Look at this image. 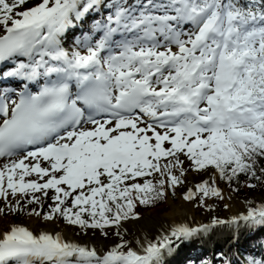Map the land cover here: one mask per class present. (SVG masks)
Returning <instances> with one entry per match:
<instances>
[{
    "label": "snow or ice",
    "instance_id": "snow-or-ice-1",
    "mask_svg": "<svg viewBox=\"0 0 264 264\" xmlns=\"http://www.w3.org/2000/svg\"><path fill=\"white\" fill-rule=\"evenodd\" d=\"M9 80L22 87L0 86V215L38 205L28 215L112 229L118 242L99 249L12 223L0 264H167L213 226L264 227V202H249L230 220L152 238L124 228L189 173L207 178L183 200L209 210L207 199H225L219 181L264 183V0H0Z\"/></svg>",
    "mask_w": 264,
    "mask_h": 264
},
{
    "label": "bare ground",
    "instance_id": "bare-ground-1",
    "mask_svg": "<svg viewBox=\"0 0 264 264\" xmlns=\"http://www.w3.org/2000/svg\"><path fill=\"white\" fill-rule=\"evenodd\" d=\"M78 32L80 31L76 30L75 33ZM71 33L73 32L69 31L67 35V41L69 42L71 41ZM3 162L4 159H0V163ZM191 178L192 177H189L188 179ZM206 178L207 176H203L199 180H194L193 177L191 180L194 181L189 182L187 187H192L195 183L200 182L201 179ZM218 186L222 189L225 196V199L222 201L229 204L227 210L223 209L225 204L222 203L221 200L219 201V199H215L207 202L208 204L213 205V208L211 210L206 208L205 212L201 213L202 208L197 206V202L190 203L183 200L182 197L183 193L186 191L185 189L181 194L180 201L177 204L172 203L169 211L164 213H156L154 211L148 212L140 221L125 222L124 228L127 229L125 238L129 240L145 237L152 238L160 231L170 227L173 224L187 223L190 226L196 227L203 224H210L214 217L223 220H230L231 217L239 215L242 212H246L245 202L238 200V198L232 194L230 190L228 191L224 186L220 185L219 182ZM2 205L3 202H0V207H2ZM12 223L24 224L34 232H60L66 240L88 244L99 249L110 247L114 243L118 242V238H105L101 234L96 235L91 231H86L85 234V230H77L75 228L66 226L59 220L49 222L44 221L42 217L30 215L25 216L24 218H15L12 216L5 217L4 215H0V228ZM137 226H139L137 228V233H131L130 228H136ZM247 229L248 227H245L242 223L239 227L231 224L213 226L207 231L202 232L191 242L183 243L174 255L166 258L167 264H182L187 259H195L198 261L199 257L201 258V256L202 258L205 257L207 259L204 264H208V260L211 261L209 264H214L215 262H218V258L214 256L215 251L227 249L229 248L228 246L232 245V243L241 241L245 231L248 233Z\"/></svg>",
    "mask_w": 264,
    "mask_h": 264
},
{
    "label": "rangeland",
    "instance_id": "rangeland-1",
    "mask_svg": "<svg viewBox=\"0 0 264 264\" xmlns=\"http://www.w3.org/2000/svg\"><path fill=\"white\" fill-rule=\"evenodd\" d=\"M85 25H86V23H84ZM84 25V26H85ZM73 37V36H72ZM73 39V38H72ZM72 39H71V41H72ZM70 41V42H71ZM69 42V41H68ZM73 43V42H72ZM71 43V44H72ZM70 46V45H69ZM189 177H192L191 179H193V177H194V180H199L200 178H201V176L200 175H197V174H195V173H189V175H188V178ZM191 179H188V182H187V185L185 186V187H179L178 189H177V191H176V195L175 196H173V195H171V194H169L168 195V197H167V199L164 201V203L163 204H161V205H159V206H157V207H154V208H151V209H147V210H145V211H138L140 214H141V219H139V220H130V221H127V222H135V221H140V220H142L143 219V217L145 216V214H147L148 212H156V213H164V212H167V211H169L170 210V206H171V204L173 203V204H177L179 201H180V197H181V194L184 192V190L186 189V187L188 186V184H189V182H191V181H194V180H191ZM219 184L220 185H222V186H224L228 191L230 190V192L232 193V194H234L237 198H238V200H240L241 202H245L246 203V205H245V210H247V207L249 206V202H252L253 204H258V203H260V202H264V190L262 191V192H260V193H257V194H255V195H243V194H237V193H235L234 191H232L231 189H228L226 186H225V184H223V183H221L220 181H219ZM215 199H217V198H211V199H207V202L208 201H210V200H215ZM220 201V200H219ZM222 201V200H221ZM49 203H51V201H49V200H45V205H47V204H49ZM222 203H224V204H227V203H225L224 201H222ZM25 204H26V202H25ZM227 205H229V204H227ZM3 206V205H2ZM31 207H37L38 208V210H39V207H38V205H31V206H28V205H26V208H25V211L23 212V213H20V214H7V215H4L5 217L7 216V217H10V216H12V217H15V218H24L25 216H29L28 215V209L29 208H31ZM199 207V206H198ZM202 209H201V213H204L205 212V210H206V208L205 207H201ZM223 209H228V207L227 208H225L224 206H223ZM41 210V209H40ZM48 209H47V207H44L43 209H42V211H47ZM59 221H61V220H59ZM62 222V221H61ZM63 223V222H62ZM64 225H66L65 223H63ZM66 226H69V225H66ZM69 227H72V228H75V229H77V230H81L80 228H78V227H75V226H69ZM139 226H137L136 228H130L131 230H130V232L131 233H134V234H136L137 233V228H138ZM248 230V233H246V231H245V233H244V235L242 236V240L241 241H238V242H234V243H232V245L231 246H229V248L228 249H220V250H217V251H215V254H214V256L216 257V258H218V262H215L214 264H244V262H243V258L238 254V252H237V250L239 249V248H243V249H249V251H251V249L248 247V246H246V240L251 236V235H253V234H255V233H257L258 231H263V233H264V228L263 227H257V228H248L247 229ZM86 231H91V232H94L96 235H99L100 234V232L99 231H94V230H91V229H89V230H86ZM113 230L112 229H110L109 230V236L107 237V238H109V237H111V238H113V239H115V238H117L116 236H113ZM127 236H129V235H127ZM98 237V236H97ZM130 237V236H129ZM128 238V237H127ZM118 240V239H117ZM252 253V254H251ZM250 253V255H251V257L252 256H254L255 254H256V252L255 251H252ZM234 258V259H233ZM211 259V258H210ZM219 259H222V260H219ZM229 259H230V261H229ZM232 259V260H231ZM257 259H259L258 257H257ZM261 259V258H260ZM206 258L205 257H203L202 258V256H201V258L199 257V259H198V261L197 260H193V261H191L190 259L188 260H185L183 263H185V262H191L190 264H204V262H206ZM211 261L210 260H208V264L210 263ZM182 263V264H183Z\"/></svg>",
    "mask_w": 264,
    "mask_h": 264
},
{
    "label": "trees",
    "instance_id": "trees-1",
    "mask_svg": "<svg viewBox=\"0 0 264 264\" xmlns=\"http://www.w3.org/2000/svg\"><path fill=\"white\" fill-rule=\"evenodd\" d=\"M262 166H264V165H262ZM220 182L223 183V184H225V186L228 189H231L232 191H234V189H235L234 192L237 193V194L255 195V194L260 193V192H262L264 190V183H262L260 181H255V180L249 181L247 179V177H244V176H241L240 177L239 183H233L231 186H229L224 181H220ZM246 182L247 183H255L257 185V187H255V188L245 187V183ZM164 201L159 202V203L155 204L154 206H139L137 208V211L140 212V211H145L147 209H151V208L157 207V206L163 204ZM246 246H248L251 249V251H249V249L247 250V249H243V248H239L237 250L238 254L244 259L245 262H247V259L249 257H251L250 253L252 251H255L256 252V254L254 255V257H256V258L258 257L259 259L260 258H264V233L263 232H257L255 234L251 235L246 240Z\"/></svg>",
    "mask_w": 264,
    "mask_h": 264
}]
</instances>
